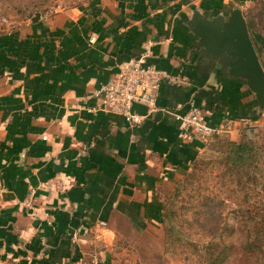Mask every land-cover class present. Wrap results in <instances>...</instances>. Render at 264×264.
<instances>
[{
    "label": "crops",
    "instance_id": "crops-1",
    "mask_svg": "<svg viewBox=\"0 0 264 264\" xmlns=\"http://www.w3.org/2000/svg\"><path fill=\"white\" fill-rule=\"evenodd\" d=\"M235 1L91 0L0 33V264H146L161 191L205 147L174 114L192 103L235 141L259 117L185 24L192 4L210 17ZM146 48L186 83L162 81L155 109L134 103L129 123L93 91Z\"/></svg>",
    "mask_w": 264,
    "mask_h": 264
},
{
    "label": "rangeland",
    "instance_id": "rangeland-1",
    "mask_svg": "<svg viewBox=\"0 0 264 264\" xmlns=\"http://www.w3.org/2000/svg\"><path fill=\"white\" fill-rule=\"evenodd\" d=\"M90 1L0 0V33L31 23L37 12L54 15ZM233 6L244 15L264 68V0H236ZM258 114L254 125L244 129L236 141L226 133H218L204 142L202 153L190 168L174 185L161 191L164 220L157 237L144 238V245H150L144 250L146 264H235L231 263L233 249L229 247L230 241L241 235L235 215L239 204L249 207L253 224L264 227V110ZM230 141L254 146L255 166L242 172L230 168L226 159ZM246 172L251 180L243 176ZM253 175L257 180L252 179ZM224 246L226 259L217 261ZM238 264L258 263L254 258H243Z\"/></svg>",
    "mask_w": 264,
    "mask_h": 264
},
{
    "label": "water",
    "instance_id": "water-1",
    "mask_svg": "<svg viewBox=\"0 0 264 264\" xmlns=\"http://www.w3.org/2000/svg\"><path fill=\"white\" fill-rule=\"evenodd\" d=\"M191 16L185 24L197 40L202 55L218 63L234 77L244 81L254 98L258 111L264 110V68L247 29L245 17L238 7L206 16L191 5ZM40 14L32 17L36 22Z\"/></svg>",
    "mask_w": 264,
    "mask_h": 264
},
{
    "label": "built area",
    "instance_id": "built-area-1",
    "mask_svg": "<svg viewBox=\"0 0 264 264\" xmlns=\"http://www.w3.org/2000/svg\"><path fill=\"white\" fill-rule=\"evenodd\" d=\"M147 53L148 48L137 57L121 63L117 72L93 91V96L100 102L103 110L122 115L129 123H138L142 119V116L132 111L134 103H143L150 111L155 109L156 91L162 81L186 83L181 76L169 74L148 64ZM174 116L192 138L201 142H207L227 128L226 124L217 127L209 125L205 111L192 103L185 113Z\"/></svg>",
    "mask_w": 264,
    "mask_h": 264
},
{
    "label": "trees",
    "instance_id": "trees-1",
    "mask_svg": "<svg viewBox=\"0 0 264 264\" xmlns=\"http://www.w3.org/2000/svg\"><path fill=\"white\" fill-rule=\"evenodd\" d=\"M246 25L248 29V24L246 23ZM257 36L259 35L255 36L256 40L259 39V37ZM228 146L229 149L226 159L228 164L230 165V168H237L242 172L243 168L255 166L254 146H252L251 144L234 141H230L228 143ZM242 174L244 177L246 176L248 178L247 180H251L248 172ZM252 179L254 181L257 180L254 175L252 176ZM238 206L239 207L235 211L237 219L236 227L240 231L241 235H238L236 241H230L229 249H233V257L231 263L234 262L235 264H238L239 261H241L243 258H254L256 263L264 264V227H258L257 223H252V216L250 215L251 211L249 207H245L240 204ZM225 249L226 246H224L223 249L219 251V254L216 257L217 261H219L220 259H226V253H223Z\"/></svg>",
    "mask_w": 264,
    "mask_h": 264
}]
</instances>
